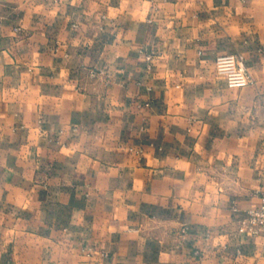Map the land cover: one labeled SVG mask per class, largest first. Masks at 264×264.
I'll return each mask as SVG.
<instances>
[{
    "label": "crops",
    "instance_id": "0c3cea01",
    "mask_svg": "<svg viewBox=\"0 0 264 264\" xmlns=\"http://www.w3.org/2000/svg\"><path fill=\"white\" fill-rule=\"evenodd\" d=\"M261 192L264 0H0V264H264Z\"/></svg>",
    "mask_w": 264,
    "mask_h": 264
},
{
    "label": "built area",
    "instance_id": "2783aa9c",
    "mask_svg": "<svg viewBox=\"0 0 264 264\" xmlns=\"http://www.w3.org/2000/svg\"><path fill=\"white\" fill-rule=\"evenodd\" d=\"M146 60L150 68L153 63V56L147 55ZM216 71L226 78L230 88H244L252 83V78L242 56L235 54L219 56L216 60ZM260 199V205L249 210L247 219L240 226L239 231L241 233L249 236L264 234V192H261Z\"/></svg>",
    "mask_w": 264,
    "mask_h": 264
}]
</instances>
